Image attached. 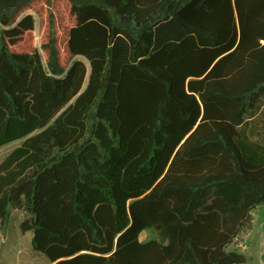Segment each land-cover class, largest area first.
I'll use <instances>...</instances> for the list:
<instances>
[{
  "label": "trees",
  "instance_id": "16d2710c",
  "mask_svg": "<svg viewBox=\"0 0 264 264\" xmlns=\"http://www.w3.org/2000/svg\"><path fill=\"white\" fill-rule=\"evenodd\" d=\"M263 97L264 0H0V224L50 264L244 263Z\"/></svg>",
  "mask_w": 264,
  "mask_h": 264
},
{
  "label": "rangeland",
  "instance_id": "374dc122",
  "mask_svg": "<svg viewBox=\"0 0 264 264\" xmlns=\"http://www.w3.org/2000/svg\"><path fill=\"white\" fill-rule=\"evenodd\" d=\"M259 125H264V97L255 116ZM21 141H15L0 148V161ZM23 211L9 208L8 218L0 224V264H50L47 257L32 246V232H23L20 223ZM157 237V232L147 229L141 240ZM228 249L242 253L245 262L241 264H264V204L251 211V221L232 239Z\"/></svg>",
  "mask_w": 264,
  "mask_h": 264
}]
</instances>
